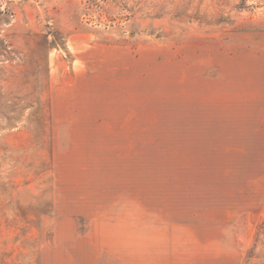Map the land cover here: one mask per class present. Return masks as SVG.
I'll list each match as a JSON object with an SVG mask.
<instances>
[{
    "label": "rangeland",
    "instance_id": "rangeland-1",
    "mask_svg": "<svg viewBox=\"0 0 264 264\" xmlns=\"http://www.w3.org/2000/svg\"><path fill=\"white\" fill-rule=\"evenodd\" d=\"M0 264H264V0H0Z\"/></svg>",
    "mask_w": 264,
    "mask_h": 264
}]
</instances>
